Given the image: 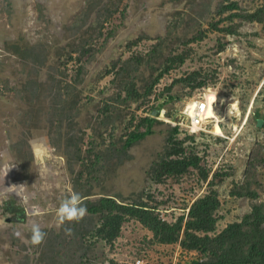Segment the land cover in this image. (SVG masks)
<instances>
[{"label": "rangeland", "instance_id": "374dc122", "mask_svg": "<svg viewBox=\"0 0 264 264\" xmlns=\"http://www.w3.org/2000/svg\"><path fill=\"white\" fill-rule=\"evenodd\" d=\"M239 1L246 11L254 9L260 2L264 6V0ZM203 3L205 0H0V264H25V254L31 258L35 254L38 259L40 245L32 247L25 242L32 223H39L42 230L60 229L56 223V208L73 191L79 194L88 191L96 193L95 196L119 195L125 202L136 201L143 193V199L148 201L147 197H151L152 203L163 205L160 206V209H166L163 213L173 211L175 215H186L195 198L217 191L220 213L224 215L220 227L248 214L249 202L264 201L262 25L244 24L241 35H230L209 27L206 17L201 28L204 38L198 48L186 53L182 64L172 65V71L163 74L156 88L159 91L156 95H159L171 82L185 79L182 86L172 87L170 95L175 99L156 111L161 120L166 119L165 116L161 118V109L167 114L174 113L175 121L169 120L166 126L157 128V131H165L162 136L152 135L131 148V160L125 159L120 165L105 152L101 169L89 174L87 169L74 165L69 172L65 158L48 143L47 115L44 114L47 109L44 107L42 113L36 112L37 107L26 101L29 91L23 86L26 73L14 52L16 39L33 42L40 38L46 43L70 41L77 45L89 38V45L94 49L90 54L92 63L84 77L85 85L88 83L90 88L85 97H94L95 92L113 78L112 73L102 77L105 68L112 65L111 61L149 46V38L167 37L165 31L171 30L168 31L169 20L176 13H188L189 16H185L187 25H192L190 17L197 18ZM104 5L109 13L103 11ZM185 18L177 19L181 20L180 30L176 32L178 36H191L188 27L182 25ZM74 23H84V26L72 33ZM226 25L220 23L217 28ZM255 31H259L258 36L245 34ZM140 37H143L140 42L127 48L128 42L133 43ZM222 46L223 50L219 51ZM158 64L154 63L155 66ZM49 65L54 68L52 63ZM192 72L198 73V77L189 82L186 78ZM50 73L51 69H48L45 76ZM198 83H202V88L191 90ZM210 95L213 97L211 106L208 103ZM194 101H202L203 111H212L215 119L204 121L205 132L190 134L185 112ZM149 107L146 111H150ZM82 110L76 122L85 132L82 147L89 149L91 143H100L99 136L93 131L98 126L96 109ZM37 113L41 120L37 121ZM138 114L143 113L138 111ZM258 119L262 120L260 127L257 126ZM88 123L92 124L90 128ZM175 124L178 126L177 138L184 140L185 152H193L200 158L199 164L208 174L205 180L197 169L161 183L147 180L148 170L164 146L166 131ZM101 129L107 137L108 129L103 124ZM36 141L43 144L46 151L34 147ZM28 142L32 147H26ZM29 156L31 160L27 162ZM9 165L13 167L9 168ZM245 181L251 182V189L257 191L255 200L231 196L234 185L241 188ZM255 181L257 185H252ZM34 205L39 206V215L35 214ZM14 231H21L25 239L14 237ZM142 235H146L145 231L128 228L119 238L117 257L122 264H133L136 259H132V255L138 249L142 251L139 258L147 264H191L196 260L195 253L182 252L178 244L143 246ZM94 246L89 254L103 256L102 247ZM28 264L45 263L31 261Z\"/></svg>", "mask_w": 264, "mask_h": 264}, {"label": "trees", "instance_id": "16d2710c", "mask_svg": "<svg viewBox=\"0 0 264 264\" xmlns=\"http://www.w3.org/2000/svg\"><path fill=\"white\" fill-rule=\"evenodd\" d=\"M106 6H103V11L109 13ZM242 8L239 0H205L200 7L202 12H197V18L190 17L193 20L190 26L185 18L189 16L186 15L188 13H176L169 20L168 31L171 30L168 33L165 31L167 37L149 38V46H142L143 49L111 61L112 65L105 68L102 77L112 73L113 78L95 92L94 97L87 98L85 92L90 91V88L88 83L85 85L84 77L92 63L90 54L94 49L89 45V38L77 45L70 41L46 43L40 38L33 42L21 38L18 40L20 43H17L16 39L13 42L14 52L26 73L23 86L29 91L26 101L30 106L37 107L36 112L42 113L44 107L47 109L44 114L47 115L45 124L48 143L65 158L67 170L71 172L74 165L87 169L89 174L95 169H101L105 152L120 165L125 159L131 160V148L152 135L162 136L165 131H157V128L166 126L169 120L174 122L175 114L164 111L166 119L161 120L153 116L151 110L159 111L168 101H173L175 98L170 95L172 87L178 84L182 86L185 79L171 82L156 95L160 78L172 71V65L182 64L186 53H192L198 48L204 38L201 28L206 17L209 27L230 35H241L244 24L264 27L262 2L252 10ZM183 17L185 20L182 25L188 27L191 36H178L176 33L180 30L181 22L177 19ZM220 23L227 25L219 29L217 26ZM83 26L84 23H74L71 32L75 33ZM258 32L245 34L258 36ZM141 38L134 39L133 43L128 42L127 48L134 47V43L140 42ZM49 62L54 68L50 67ZM157 62L159 66L154 65ZM48 69H51V73L45 76ZM197 77L198 73L192 72L186 80L196 81ZM202 86V83L195 84L191 90H199ZM149 105L151 109L146 111ZM89 107L96 109L98 126L93 131L99 136L100 143H91L88 149L82 147L85 132L79 128L76 120L82 115V109ZM138 111L143 114L139 115ZM39 119L37 113V121ZM102 124L106 129L110 126L106 132L109 133L107 137H104L105 133L102 134ZM87 126L90 128L92 124L88 123ZM166 132L164 146L148 170L147 180L161 183L170 177L183 176L190 169H197L205 180L208 174L200 166V158L193 152L186 153L184 140L177 138L178 126L175 124ZM28 143L26 147H32L31 142ZM29 160L30 156L27 162ZM253 184L257 185L256 181ZM250 185L248 181L241 188L235 184L231 196L255 200L258 194ZM95 194L88 191L80 194L87 214L79 222H66L65 226L72 229L71 235L65 234L63 226L58 230L44 229L46 236L40 244L38 259L35 254L32 258L25 254L24 263L122 264L117 257L119 238L128 228H137L146 233L140 236L143 246L178 244L182 252L196 254V260L191 264H264V201L249 202L248 214L239 221L220 227L224 215L220 213L217 191L195 198L186 215H175L173 211L163 213L162 210H166L160 209L163 205L152 203L151 197H147L148 201L143 199V193L138 200L131 202H125L119 195L110 197ZM95 244L102 247L105 252L103 256L89 254ZM141 252L139 249L134 252L132 259L142 257Z\"/></svg>", "mask_w": 264, "mask_h": 264}, {"label": "clouds", "instance_id": "9594fccd", "mask_svg": "<svg viewBox=\"0 0 264 264\" xmlns=\"http://www.w3.org/2000/svg\"><path fill=\"white\" fill-rule=\"evenodd\" d=\"M208 103L211 106L213 103V97L210 95L208 97ZM199 106L198 101L192 102L188 106V113L191 115L195 109ZM198 114V113H197ZM211 114V113H210ZM161 118H164V110L161 109ZM215 119V117H213ZM196 123V121H194ZM195 130V129H193ZM34 147L38 150L46 151L45 146L40 142H34ZM13 167L9 165V168ZM35 214H40V209L38 205H34ZM87 214V208L82 202L81 195L78 192H71L70 195L63 198L59 206L56 208L55 217L57 226H63L66 235L72 234L71 227H66V222H79L85 215ZM13 236L16 238L25 239L21 233V231H14ZM46 232L41 229L39 223H32L30 227V235L26 238V243L31 245L32 247L39 246L45 239Z\"/></svg>", "mask_w": 264, "mask_h": 264}, {"label": "built area", "instance_id": "2783aa9c", "mask_svg": "<svg viewBox=\"0 0 264 264\" xmlns=\"http://www.w3.org/2000/svg\"><path fill=\"white\" fill-rule=\"evenodd\" d=\"M198 102H199L198 108L195 109L191 115H189L188 113V108L185 112V115L188 117V120H189V124L187 125V127L189 129L190 134H196L197 132H205L206 125L204 121L206 119L203 115V108L201 107L202 104H200V102L202 101H198ZM194 121H196V123H194ZM133 264H147V262L139 258V259H136L133 262Z\"/></svg>", "mask_w": 264, "mask_h": 264}, {"label": "bare ground", "instance_id": "6f19581e", "mask_svg": "<svg viewBox=\"0 0 264 264\" xmlns=\"http://www.w3.org/2000/svg\"><path fill=\"white\" fill-rule=\"evenodd\" d=\"M203 115H204L205 119H209V120L210 119H214L213 117H215L214 114H213V112L210 111V110H204L203 111Z\"/></svg>", "mask_w": 264, "mask_h": 264}, {"label": "water", "instance_id": "95a60500", "mask_svg": "<svg viewBox=\"0 0 264 264\" xmlns=\"http://www.w3.org/2000/svg\"><path fill=\"white\" fill-rule=\"evenodd\" d=\"M153 116H157V112L155 110L152 111ZM262 125V120L258 119L257 120V126L260 127Z\"/></svg>", "mask_w": 264, "mask_h": 264}]
</instances>
